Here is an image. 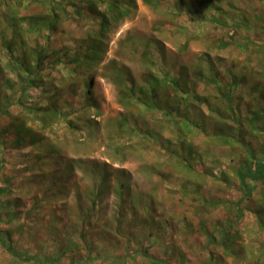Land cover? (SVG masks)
Segmentation results:
<instances>
[{
	"label": "rangeland",
	"instance_id": "1",
	"mask_svg": "<svg viewBox=\"0 0 264 264\" xmlns=\"http://www.w3.org/2000/svg\"><path fill=\"white\" fill-rule=\"evenodd\" d=\"M112 2L124 10L118 21ZM9 7L22 17L14 56L23 40L47 50L40 80L61 88L52 105L74 125L29 113L36 138L27 149L10 146L11 122L22 106L49 107L48 94L32 90L17 102L18 71L3 66ZM51 9L50 29L24 20ZM101 13L109 23L96 72H85L90 86L72 95L59 68L70 69ZM2 30L0 100L7 96L11 114L0 115V189H10L0 199V235L13 232L15 250L57 264H264L254 214L264 219V184L244 199L235 174L248 147L253 159L264 154L253 136L264 126L253 118L264 116V0H0ZM34 163H48L44 183L31 179ZM0 264L35 262L0 244Z\"/></svg>",
	"mask_w": 264,
	"mask_h": 264
},
{
	"label": "trees",
	"instance_id": "2",
	"mask_svg": "<svg viewBox=\"0 0 264 264\" xmlns=\"http://www.w3.org/2000/svg\"><path fill=\"white\" fill-rule=\"evenodd\" d=\"M10 1V0H9ZM23 1V0H22ZM110 7H108V12L113 16L115 21H118V19L123 16V11L120 10V7L116 3H110ZM9 9L12 10L11 15H4V28L8 31H12L13 35L10 38V40L3 39L5 50L10 55L9 58L11 61L5 62L3 66L7 67L9 69L7 72L13 73L14 70L18 71L15 72L14 77L16 79L17 84H20L22 86V91L17 97V102H22V99L24 100V97L29 98L30 92L32 90H38L40 94H48L47 97V103L46 105L50 107V109L43 108L37 106L38 104H31V106L24 108L22 106L21 112L16 114L14 116L11 125H13V133L15 141L10 143L11 147H14L16 143H22L21 146L17 147L16 149H27L28 147L31 148V142L33 143L36 137H33L32 135V129L28 128L26 125V119L29 113L38 114V112H44L43 115L47 119L55 118V117H61L62 119L66 120L67 125L70 127H73L72 121L67 119L68 112L66 111H55L54 107L55 105H52V102L55 103V99L59 98L62 90L60 87L56 88L55 90H51L52 87L48 86L47 83L44 81L42 82L40 73L45 70L46 68H43V56L47 53V50L44 49H31L27 46V44L23 41H20L21 45V51L19 52V58L17 59L14 56V50L17 43V37H20V22L21 18L19 16L18 9L15 7H9ZM16 9V10H15ZM54 13V9H51L50 14H42L39 16H34L32 18H26L25 21H28L29 23H34V25L44 27L46 29H50L52 26H54L57 17L51 13ZM14 13V15H13ZM100 25L96 26V30L90 29L91 36L88 37V42L84 43L81 42L75 51V55H73V58L70 59L69 65L70 69H65V67L59 68L61 70L62 78H64V81L67 83L62 86H67L68 92L72 95L79 92V90L86 89L90 86V82L87 83L84 78V73L89 72L91 74L90 76H93L96 72V66H97V60L101 56V52L103 50V43L102 38L105 36V28H107V23H109L108 19L104 14H100ZM24 22V21H23ZM20 27V28H19ZM0 37L4 38L5 31L2 30L0 33ZM54 63L53 64H59L62 59L59 55V53L55 54L53 56ZM17 66V67H16ZM1 65H0V77L1 74H3V71H1ZM19 67V69H17ZM44 72V71H43ZM48 74L47 73V77ZM11 76V75H10ZM4 79L5 87L6 89H11L15 86V83L10 79ZM84 80V81H83ZM166 84V83H165ZM3 88L2 83L0 82V90ZM87 91V89H86ZM132 92V90H130ZM262 92V89H261ZM13 93V92H12ZM149 92L147 91L146 94ZM124 94V93H123ZM261 96H264V93H261ZM6 101V102H5ZM89 101V100H88ZM202 101V100H201ZM91 102V101H89ZM145 105H149L150 103L147 100L143 101ZM222 105H230V99L226 100V95L222 99ZM51 104V105H50ZM19 105V104H18ZM155 106V105H154ZM167 106V105H165ZM156 107V106H155ZM89 108V107H88ZM10 104L7 102V96L3 95L1 96L0 100V115L1 116H10ZM25 113V114H24ZM264 115V114H263ZM41 122H44L43 117H39ZM253 118H258L260 121L264 123V116L261 114L256 116V114L253 115ZM78 119V118H77ZM253 121L250 120V125L252 126ZM255 139H260L264 141V126L261 127V130L259 132L255 133L254 135ZM33 137V138H31ZM30 141H27V140ZM262 144V143H261ZM260 144V145H261ZM14 149V148H13ZM247 151L249 152L248 157L245 161V164L240 165L236 168L235 174L237 181L241 187L243 198L247 199L251 193H252V184H256L258 182H262L264 184V154H261L258 159H253V153L255 152L254 148L248 147ZM262 151V150H261ZM4 154V152H3ZM5 157V154L3 155V159ZM1 159V165H4L5 159ZM37 162L41 160V156H36ZM48 168V163H34L32 164V172H31V179L36 181V179H40L41 182L44 183L46 179L48 178L47 174L45 173ZM251 184V185H249ZM6 188L8 193L10 192V189L8 188V184L6 183ZM5 191V192H7ZM5 192L3 189H0V199H3L5 196ZM1 209H4L2 206ZM256 216L257 224L259 229L264 231V219L263 216L259 213H254ZM15 216V209H12L9 212H6L7 217V223L12 224V219ZM262 216V217H261ZM219 232V229H217ZM221 234H223V238L225 237L226 231H220ZM3 237L0 235V244L5 251L11 255L12 257H16L18 260L22 262H27L29 260H34L35 264H47V262H53L56 263V260L54 259H43L40 260L37 258L36 255H33L32 257L28 255L26 252L15 250L13 246V240L12 235L13 232H8L6 234H2ZM213 239L210 238V241ZM225 240H221L222 243H224ZM145 258H148L152 263H156L157 261L153 259V257H150L148 255H145ZM85 261H76L74 263L70 264H82ZM85 264V263H84Z\"/></svg>",
	"mask_w": 264,
	"mask_h": 264
}]
</instances>
